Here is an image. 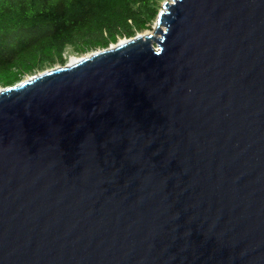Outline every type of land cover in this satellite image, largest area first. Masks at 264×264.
<instances>
[{"label": "water", "instance_id": "95a60500", "mask_svg": "<svg viewBox=\"0 0 264 264\" xmlns=\"http://www.w3.org/2000/svg\"><path fill=\"white\" fill-rule=\"evenodd\" d=\"M0 264H264V0L0 86Z\"/></svg>", "mask_w": 264, "mask_h": 264}, {"label": "trees", "instance_id": "16d2710c", "mask_svg": "<svg viewBox=\"0 0 264 264\" xmlns=\"http://www.w3.org/2000/svg\"><path fill=\"white\" fill-rule=\"evenodd\" d=\"M162 0H0V86L150 29Z\"/></svg>", "mask_w": 264, "mask_h": 264}, {"label": "rangeland", "instance_id": "374dc122", "mask_svg": "<svg viewBox=\"0 0 264 264\" xmlns=\"http://www.w3.org/2000/svg\"><path fill=\"white\" fill-rule=\"evenodd\" d=\"M154 23V22H153ZM153 25V24H152ZM152 30V27L150 29H146L144 31H141L140 33H143V32H146V31H151ZM121 39H124L123 38H120L119 40ZM84 55V54H83ZM66 56H67V62H69V60L72 58V57H80L82 55H78L77 53L73 52L71 49H68L67 52H66ZM50 68V67H49ZM48 69V68H46Z\"/></svg>", "mask_w": 264, "mask_h": 264}, {"label": "bare ground", "instance_id": "6f19581e", "mask_svg": "<svg viewBox=\"0 0 264 264\" xmlns=\"http://www.w3.org/2000/svg\"><path fill=\"white\" fill-rule=\"evenodd\" d=\"M151 31H146V32H143L142 34H145V33H150ZM77 58L78 57H72L71 59H70V62L71 63H74L76 60H77Z\"/></svg>", "mask_w": 264, "mask_h": 264}]
</instances>
